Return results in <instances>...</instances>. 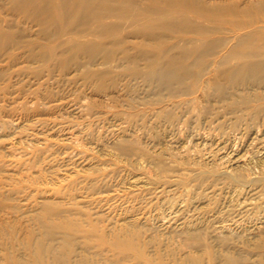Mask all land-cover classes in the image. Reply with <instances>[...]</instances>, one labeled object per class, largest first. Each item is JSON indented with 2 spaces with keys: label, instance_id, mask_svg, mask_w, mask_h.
<instances>
[{
  "label": "rangeland",
  "instance_id": "1",
  "mask_svg": "<svg viewBox=\"0 0 264 264\" xmlns=\"http://www.w3.org/2000/svg\"><path fill=\"white\" fill-rule=\"evenodd\" d=\"M0 264H264V0H0Z\"/></svg>",
  "mask_w": 264,
  "mask_h": 264
}]
</instances>
